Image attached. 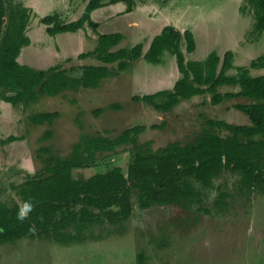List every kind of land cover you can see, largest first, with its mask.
<instances>
[{
  "label": "rangeland",
  "instance_id": "374dc122",
  "mask_svg": "<svg viewBox=\"0 0 264 264\" xmlns=\"http://www.w3.org/2000/svg\"><path fill=\"white\" fill-rule=\"evenodd\" d=\"M136 1L140 4L142 0ZM152 2L165 12L161 13L158 24L155 23V29L149 30L150 26H146V32L154 34L160 24L174 22L180 27L186 24V29L197 36L195 57L204 59L209 52L218 51L220 47L225 52L229 47L237 51L235 62L248 66L251 60L264 56V31L255 36V4H250V0H148L147 5ZM145 6L131 16L120 15L111 24L114 29L107 30H125L129 17H137L146 24L151 19L144 16ZM54 12L47 11V14ZM32 17L28 33L35 47L23 49L24 63L38 69H46L54 63L64 65L71 72L74 69L71 73L74 77L81 74L80 65L95 64L90 58L81 60L78 56L70 62L59 61V55L51 51L50 45H54L48 41L53 39L46 33L45 25ZM60 42L64 53H74L79 48L73 38L61 37ZM214 44L217 48L211 49ZM95 45L89 41L82 45V51L93 50ZM133 45L129 41V44H119L114 49ZM141 60L130 62L121 71H118L117 63L110 64L115 75L106 77L98 87L68 88L54 96H41L26 106H14L0 100V141L10 135L20 140L0 145V202L20 203L18 189L21 184L29 176L46 174L50 165L48 157L69 156L74 145L83 142V137L89 140L91 137L114 138L126 128L145 125L147 129L140 134L139 142H147L157 149L176 139L185 144L207 130L222 136L229 134L225 129L210 127L206 123L208 119H222L234 124H244L247 119L249 123L248 115L234 107L235 100H224L215 105L211 95L195 96L181 102L171 113H161L144 101H135L136 95L155 92L148 85L159 84L163 85L160 90H168L177 80L174 78L175 67L174 75L169 72L174 66L172 61L159 69V66ZM230 72L237 71L232 69ZM262 72L263 69L251 70L253 75ZM237 89L226 86L221 91ZM111 104L118 106L108 108ZM47 111L59 113L53 124L38 125L33 121L36 114ZM163 122L167 126L163 129L151 127ZM48 129L53 130L52 136L42 139ZM41 147L49 148L40 151ZM120 150L98 154L97 163L82 174L89 177L118 165L126 171L132 151L130 146ZM133 199L134 211L127 221L115 225L107 221L94 224L85 232L83 240L62 243L52 237L36 236L1 244L0 264H264V191L242 190L238 173H223L214 180L212 189L204 190L200 201L187 202L184 206L142 209L137 194Z\"/></svg>",
  "mask_w": 264,
  "mask_h": 264
},
{
  "label": "trees",
  "instance_id": "16d2710c",
  "mask_svg": "<svg viewBox=\"0 0 264 264\" xmlns=\"http://www.w3.org/2000/svg\"><path fill=\"white\" fill-rule=\"evenodd\" d=\"M85 1V12L77 20L64 21L59 12L42 17L48 34L76 32L86 25L97 31L99 25L92 20L91 12L103 6L104 0ZM117 1H124L128 12L135 5V0H109L108 3ZM252 3L257 37L264 31V0H250ZM30 20L31 11L23 3L0 0V100L26 106L41 96H54L68 88L98 87L103 79L115 73L110 64L117 63L121 71L142 56L149 62L159 63L164 53L170 51L176 55L182 77L172 90L136 95L135 101H144L166 113L182 100L198 94H212L213 104L246 98L249 103L234 107L247 114L251 123L208 119L206 123L210 127L225 129L229 134L222 136L207 130L185 144L173 141L157 149L139 142L145 125L126 128L114 138L83 137V142L75 144L69 156H49L46 174L29 176L21 184L20 203L0 202V245L36 236L52 237L62 243L83 240L85 232L94 224L107 221L115 225L127 221L134 211V194L142 209L184 206L187 202L200 201L204 190L212 189L214 180L225 172L240 175L242 190L264 191V75L251 74V69L264 68V56L252 60L249 66L237 67L234 74L228 73L234 67L233 51L225 52L223 57L213 51L204 61H186L182 45H186L188 52L195 50L193 32L189 29L182 32L167 25L154 37L145 54L142 44L114 50L123 39L120 32L98 33L95 49L79 58L93 57L104 64L83 65L81 74L74 77L71 75L74 69L71 72L63 65L38 69L18 61L23 47L31 42L27 35ZM224 85H236L240 90L222 93L219 88ZM117 106L111 104L108 108ZM58 117V112H40L33 121L51 125ZM163 124L151 127L162 128ZM52 134L53 130L48 129L42 139H49ZM17 140V136L10 135L1 139L0 145ZM127 146L132 156L126 171L118 165L89 177L82 174L97 163L98 154L116 153ZM46 148L49 147H41L40 151ZM47 152L50 154L48 149Z\"/></svg>",
  "mask_w": 264,
  "mask_h": 264
},
{
  "label": "crops",
  "instance_id": "0c3cea01",
  "mask_svg": "<svg viewBox=\"0 0 264 264\" xmlns=\"http://www.w3.org/2000/svg\"><path fill=\"white\" fill-rule=\"evenodd\" d=\"M17 1L23 3V5L25 7H27L31 11V16H33L32 18H38L40 22H41V18L44 17V16H46L47 11H49V12H51V11L59 12L61 14V16H62V19L64 21H67V22L77 20V19H79L84 14L85 8H86V5H87V1H85V0H17ZM147 1L148 0H142V1H140V4H138V1L135 0V5H134L133 9L128 12V11H126L127 5H126V3L124 1H117L115 3H108L109 0H104V5L103 6L97 8V9H95V10H93L91 12V18H92V20H94L95 22H97L98 25H99L98 28H97V31H94L91 27H89L88 25H86L84 28H82V29H80V30H78L76 32H63V33H58L56 35H50L47 32V26L45 24H43L42 22L41 23L43 25H45V31H46V33L49 36H51V38L53 39V41L52 40H49L48 41L49 43H51V44L54 45V46H51L49 44L50 47H53V49L51 51H54V52H56V54L59 55V61H61V60H67L68 61L71 58L74 59L77 56L79 57L83 53L89 52V51H82L83 46L86 45L89 41H92V42L96 43V45H97L98 33H100V34L116 33L117 31H115V30H113L112 32H110V30H107L109 28H112L111 24L114 23L117 20V18H119L120 15L121 16H123V15L131 16L134 12H137L143 6L147 5ZM59 3H60L61 6H59ZM54 4L56 6H54V8H52ZM56 7H59L58 8L59 10H55V9H57ZM143 10L146 13L144 16L146 18H150L151 19V20H148V22H150V23L147 22L146 24H144L143 21L141 19L137 18V17H133V18L132 17H129V22H128L127 25H125L126 29L123 30L122 28H120L121 30H119V32H121L123 34V39L120 41L119 44L120 45H123V44L127 45V44H129V41H130V43H133L134 44L133 46H130V48H127V47H124V48L131 49L132 47H134L135 45H137V43L138 44H142V46H143V54H145L148 51V49H149V47L151 45V42L154 39V37L157 36L158 34H160L161 31L163 30V28L165 26L172 25V26H174L175 28H177L178 30H180L182 32L186 30V24L185 25L184 24H180V25H184L183 27H180V26H178L177 23L172 22L171 24H160V25L156 26V28L158 30L156 32H154V34L151 35V32H149V31L146 32V29H147L146 26H150L149 27V30H151V29L154 30L155 29V23L158 24L159 20H161V18H160L161 13H163L165 11L162 10L158 5L153 4V2L151 4L145 6ZM102 15H104V16H102ZM37 16H39V17H37ZM164 21H166V23H168L169 20H164ZM108 22H109V24H108ZM29 26H30V23H29L28 28H27V35L28 36H29V33H28ZM112 29H114V28H112ZM105 31H107V32H105ZM192 32H193L194 37H195L196 48H195L194 51L188 52L186 50V46L185 47H182V50L184 52L185 59H186V61H204V60H206V58L208 57V55L211 52H209L208 55L204 59L195 57V55L197 54V49H198V42H197V36H196L195 32L194 31H192ZM132 33L134 35L133 37L131 36ZM61 37L76 39V41L78 42L79 48L77 50H75L74 53H70V54L64 53L63 47H62V43L60 42V38ZM129 37L131 38L130 40L129 39H126V38H129ZM141 39L143 40V42H141ZM30 40H31L30 44L27 45V46H25V47H23V49H26L27 47H30V46L35 47L34 40L31 39V38H30ZM127 40H129V41H127ZM145 40H146V43L144 42ZM241 42H242V40H241ZM246 42H248V41H246ZM144 44H145V46H144ZM96 45H95V47H96ZM117 46H115V47H117ZM95 47H94V49H95ZM216 48H217L216 44H214V46H211V49H216ZM23 49H22V51H23ZM218 49H219L218 51H216V50H214V51H216L221 57L224 56L225 52H227V51H233L234 52V60H233L234 67L232 69L237 70V67H240V65L235 62V56L237 55V51H235V49L228 47L225 52H222L221 51L223 49V47H220ZM22 51H21V53H22ZM90 51H92V50H90ZM21 53H20V56L18 58V61L20 63H22V64H27L28 65V63H24V59H26V58L24 57V55H23V57H24L23 58ZM86 59H88V58H86ZM141 59H144L146 61V59L142 56L138 60H135L134 62H136V61H142ZM71 60H69V62ZM92 60H94L93 63H95L93 65H101V64H99L98 62L95 61V60H98L97 58L90 57V62ZM98 61H100V60H98ZM167 61H169V62L172 61L174 63V66H171V69L169 68L171 70L169 72L172 75H174L173 69L175 67V69H176L175 70V74L176 75H174V78L177 79L176 80V82H177L182 77V73H181V71L179 69L176 55H174L170 51H166L164 53V55L162 56V59H161V61L159 63H152V62H149L147 60L148 63H152L154 65L159 66L158 67L159 69H161V68L164 69V67L166 65H168L167 64ZM42 62H46V60H43ZM250 63H248V64L250 65ZM55 64L56 63H54L53 65H48V67L54 66ZM102 64H104V63H102ZM170 65H171V63H169V67H170ZM81 66H83V65H80V67ZM147 68L150 69V65H147ZM232 69H230V70H232ZM255 69H258V70L263 69L264 70V68H255ZM230 70H229L228 73L229 74H234V73H231ZM251 70H254V69H251ZM152 71L155 72L156 70L155 69H152ZM179 75H181V76H179ZM259 75H264V72H262V74H259ZM147 82L150 84V81H147ZM147 82L145 81V84ZM176 82H173L172 83V86H171V83H170V86L172 87V89L174 88ZM162 86L159 85V84H157L155 86L148 85L147 86L148 88H151V89H153V91H155V92H152V93H149V94H153V93H156L158 91H162V90H160V88ZM226 86L227 87H234V89L239 88V86H236V85H224V86H221L219 88V91L222 92V93L229 92V91H224V92L221 91V88L226 87ZM172 89H168V90H172ZM239 90H240V88L237 89L236 91H233V92H238ZM145 92H146V90H145ZM143 95H145V94H143ZM200 95H211V97H212V94H210V93L198 94L196 96H200ZM193 97H195V96H193ZM193 97H191V98H193ZM187 100H189V99H184L181 102H185ZM230 100H235L236 101V104L249 103L250 102L246 98H234V99H230ZM230 100L226 99V101H230ZM211 101H212V99H211ZM178 105H176L171 111L166 112V113H171L173 110H175L177 108ZM215 105H218V104H215ZM237 110H239V109H237ZM239 111H241V110H239ZM241 112H243V111H241ZM161 113H163V112H161ZM243 114H244V112H243ZM249 120H250V118H249ZM163 123H165V122H163ZM250 123H251L250 121H249V123H247V119L244 122V124H250ZM165 127H167V126H165ZM146 129H147V127H146ZM162 129H163V127H162ZM17 141H20V140H17ZM173 141H180V140L176 139V140H173ZM173 141H170L168 143H171ZM145 143H147V142H145ZM166 145H162L160 147H163V146H166ZM2 146H4V145H2Z\"/></svg>",
  "mask_w": 264,
  "mask_h": 264
},
{
  "label": "water",
  "instance_id": "95a60500",
  "mask_svg": "<svg viewBox=\"0 0 264 264\" xmlns=\"http://www.w3.org/2000/svg\"><path fill=\"white\" fill-rule=\"evenodd\" d=\"M27 214V213H26Z\"/></svg>",
  "mask_w": 264,
  "mask_h": 264
}]
</instances>
